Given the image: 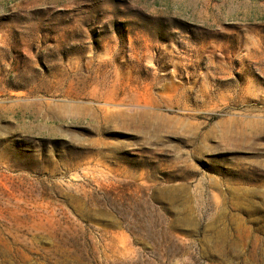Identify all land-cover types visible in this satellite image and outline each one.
<instances>
[{"label": "rangeland", "instance_id": "374dc122", "mask_svg": "<svg viewBox=\"0 0 264 264\" xmlns=\"http://www.w3.org/2000/svg\"><path fill=\"white\" fill-rule=\"evenodd\" d=\"M0 264H264V0H0Z\"/></svg>", "mask_w": 264, "mask_h": 264}]
</instances>
